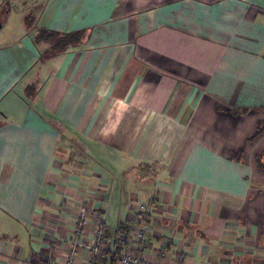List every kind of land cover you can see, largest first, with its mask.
<instances>
[{"label": "crops", "instance_id": "obj_1", "mask_svg": "<svg viewBox=\"0 0 264 264\" xmlns=\"http://www.w3.org/2000/svg\"><path fill=\"white\" fill-rule=\"evenodd\" d=\"M3 30L0 264H67L81 200L70 264H117L138 202L146 258L264 264V0H0Z\"/></svg>", "mask_w": 264, "mask_h": 264}, {"label": "built area", "instance_id": "obj_2", "mask_svg": "<svg viewBox=\"0 0 264 264\" xmlns=\"http://www.w3.org/2000/svg\"><path fill=\"white\" fill-rule=\"evenodd\" d=\"M148 216L149 206L147 204L138 202L134 205L129 220L121 223L119 227L124 236L127 234V241L129 243L132 242L131 247L120 252L118 249H113L111 256L116 260L117 264H183L181 255L176 256L170 262H155L141 255L142 250L147 245L149 233ZM90 219H93L96 223L95 234L97 243L99 245L103 244L106 230L104 215L96 207L92 206L88 200L79 201L75 205V217L71 224V241L66 243L71 247L67 264H70V261L78 255V246H89L88 241L82 235ZM158 252L161 253L162 250Z\"/></svg>", "mask_w": 264, "mask_h": 264}, {"label": "rangeland", "instance_id": "obj_3", "mask_svg": "<svg viewBox=\"0 0 264 264\" xmlns=\"http://www.w3.org/2000/svg\"><path fill=\"white\" fill-rule=\"evenodd\" d=\"M3 33H4V30L0 33V38H2ZM114 172H115V171H114Z\"/></svg>", "mask_w": 264, "mask_h": 264}]
</instances>
